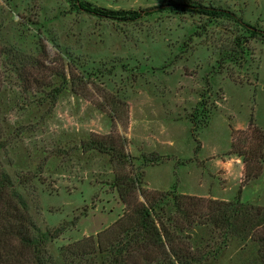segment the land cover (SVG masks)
<instances>
[{
	"label": "rangeland",
	"instance_id": "1",
	"mask_svg": "<svg viewBox=\"0 0 264 264\" xmlns=\"http://www.w3.org/2000/svg\"><path fill=\"white\" fill-rule=\"evenodd\" d=\"M83 1L149 15L121 23L71 0H0V164L41 230L66 227L47 245L55 263L65 264L62 246L97 237L125 212L110 158L82 149L92 135L127 139L132 169L143 155L159 156L142 169L150 194L233 201L241 190L242 202L264 207V160L248 180L240 156L257 150L250 123L264 135V40L250 42L238 65L223 59L242 33L232 21L162 11L168 0ZM198 1L264 30V0ZM59 74L79 82L52 106ZM206 91L209 120L194 133L190 116ZM189 233L210 254L198 264H252L257 255L250 239L226 244L203 226Z\"/></svg>",
	"mask_w": 264,
	"mask_h": 264
},
{
	"label": "trees",
	"instance_id": "2",
	"mask_svg": "<svg viewBox=\"0 0 264 264\" xmlns=\"http://www.w3.org/2000/svg\"><path fill=\"white\" fill-rule=\"evenodd\" d=\"M71 2L77 11L121 23H134L149 15L147 10H113L94 7L83 0ZM160 9L205 17L211 22L223 19L234 22L242 33L235 37L234 48L223 59L229 58L238 65L247 59L250 42L264 40L263 29L243 20L229 9L198 0H168ZM198 34L203 35L202 32ZM58 78H61V84L49 93L52 106L57 103L58 96L69 82H79L73 75L67 79L65 74H59ZM206 93L201 95L202 108H196L190 116L194 133L209 120L210 111L206 104L210 96L209 91ZM114 118L118 117L114 115ZM249 129L257 135L254 138L257 150L253 153L246 151L248 156L246 153L240 156L245 158V176L251 180L259 177L262 171L260 165L264 160V135L253 123L249 124ZM127 146V139L111 134L106 137L92 135L83 143L84 152L96 151L110 158L116 170L114 186L125 205V212L111 226L99 232L97 237H85L62 246L59 254L65 264L202 263L209 259L210 254L193 248L189 231L195 226L219 231L226 244L232 239L252 240L257 246V255L252 264H264V207L242 202L241 190L233 201L184 194H150L142 188V169L158 164L160 158L156 154L143 155L141 165L132 169L134 158L127 152ZM199 148L198 143L195 153L199 152ZM259 149L261 151L255 159ZM252 162L257 164L256 170ZM139 195L144 197L145 202L139 200ZM75 222L72 225L75 226ZM65 231V226L43 231L36 225L26 201L0 164V264H56L47 245Z\"/></svg>",
	"mask_w": 264,
	"mask_h": 264
}]
</instances>
